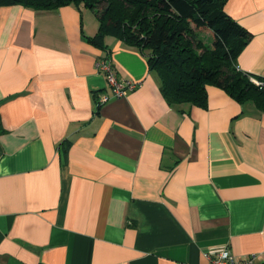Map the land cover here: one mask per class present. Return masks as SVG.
<instances>
[{"label":"crops","instance_id":"0c3cea01","mask_svg":"<svg viewBox=\"0 0 264 264\" xmlns=\"http://www.w3.org/2000/svg\"><path fill=\"white\" fill-rule=\"evenodd\" d=\"M264 78V0H228ZM90 7L0 5V264H264V111L207 86L171 104L147 56ZM140 85L112 98L97 62ZM111 98L99 105L98 93Z\"/></svg>","mask_w":264,"mask_h":264},{"label":"trees","instance_id":"16d2710c","mask_svg":"<svg viewBox=\"0 0 264 264\" xmlns=\"http://www.w3.org/2000/svg\"><path fill=\"white\" fill-rule=\"evenodd\" d=\"M105 1L103 9L100 2ZM228 0H0L35 9L84 5L96 11L99 29L89 41L106 48L115 35L147 56L160 90L171 104L206 105L215 85L238 101L251 100L264 111V85L252 81L237 58L252 33L225 10ZM212 34L208 44L200 31ZM264 80V78L262 79ZM100 105V103H99Z\"/></svg>","mask_w":264,"mask_h":264},{"label":"built area","instance_id":"2783aa9c","mask_svg":"<svg viewBox=\"0 0 264 264\" xmlns=\"http://www.w3.org/2000/svg\"><path fill=\"white\" fill-rule=\"evenodd\" d=\"M97 69L102 71L107 79L109 86L112 88V98L121 97L128 92L136 89L140 82L136 79H120L116 73L114 64L107 58H102L97 62ZM253 82L259 86L264 85V80L250 75ZM111 97L104 92L98 93L99 103L106 102ZM206 257L211 264H256V253H251L243 257H236L229 248L224 247L214 251L206 252Z\"/></svg>","mask_w":264,"mask_h":264},{"label":"rangeland","instance_id":"374dc122","mask_svg":"<svg viewBox=\"0 0 264 264\" xmlns=\"http://www.w3.org/2000/svg\"><path fill=\"white\" fill-rule=\"evenodd\" d=\"M99 8L103 9L106 5L105 1H102L100 3H98ZM201 37L208 43V44H212V34L210 31L208 30H204V31H200Z\"/></svg>","mask_w":264,"mask_h":264}]
</instances>
